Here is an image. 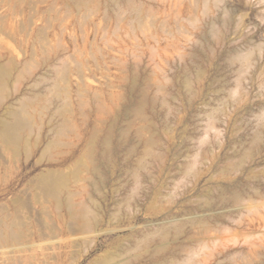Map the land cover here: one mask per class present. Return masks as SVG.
<instances>
[{
  "label": "rangeland",
  "instance_id": "1",
  "mask_svg": "<svg viewBox=\"0 0 264 264\" xmlns=\"http://www.w3.org/2000/svg\"><path fill=\"white\" fill-rule=\"evenodd\" d=\"M0 264H264V0H0Z\"/></svg>",
  "mask_w": 264,
  "mask_h": 264
},
{
  "label": "bare ground",
  "instance_id": "2",
  "mask_svg": "<svg viewBox=\"0 0 264 264\" xmlns=\"http://www.w3.org/2000/svg\"><path fill=\"white\" fill-rule=\"evenodd\" d=\"M8 112H9V111H8ZM11 112H12V111H11ZM12 113H14V112H12ZM23 113H24V112H23ZM10 115H11V114H10ZM13 116H14V114H13ZM18 116H19V115H18ZM22 116H23V114H22ZM15 118H16V117H15ZM19 118H20V117H19ZM19 118H18V119H19ZM18 119H16V121H17ZM1 120H3V122L8 121V120H6V119H5V121H4V119H1ZM18 121H19V120H18ZM8 122H9V121H8ZM13 122H14V121H13ZM47 122H48V121H47ZM1 123H2V122H1ZM17 123H18V122H17ZM17 123H16V124H17ZM2 124H3V123H2ZM5 124H6V123H5ZM10 124H11V123H10ZM16 124H15V125H16ZM6 125H8V124H6ZM15 125H14V126H15ZM4 126H5V125H4ZM8 126H9V125H8ZM11 126H12V125H11ZM11 126H10V127H11ZM12 127H13V126H12ZM12 127H11V128H12ZM4 128H5V127H4ZM7 128H8V127H7ZM9 130H10V128H9ZM93 132H94V131H93ZM94 133H95V132H94ZM38 134H39V132H38ZM38 134H37V137H38ZM91 134H92V132H91ZM108 134H109V133H108ZM93 135H94V134H93ZM93 135H91V136H93ZM96 135H97V134H96ZM109 135H110V134H109ZM107 136H108V135H107ZM37 137H36V138H37ZM93 137H94V136H93ZM108 138H109V137H108ZM91 139H93V138H91ZM94 139H95V138H94ZM104 139H105V137H104ZM36 141H37V140H36ZM103 141H104V140H103ZM49 142H50V140H49ZM53 142H54V141H53ZM145 142H146V141H145ZM149 142H150V141H149ZM25 143H26V142H25ZM50 143H51V142H50ZM57 143H60V142H57ZM47 144H48V143H47ZM60 144H61V143H60ZM62 144H63V143H62ZM87 144H88V143H87ZM93 144H94V143H93ZM101 144H102V143H101ZM107 144H109V143L107 142ZM148 144H149V143H148ZM25 145H26V144H25ZM25 145H24V146H25ZM28 145H29V143H28ZM45 145H46V144H45ZM48 145H50V144H48ZM48 145H46V146H48ZM89 145L92 146V143L89 144ZM105 145H106V143H105ZM145 145H146V144H145ZM67 146H68V145H67ZM107 146H108V145H107ZM88 147H89V146H88ZM108 147H109V146H108ZM91 148H92V147H91ZM91 148H89V149H91ZM147 148H148V146H147ZM92 149H93V148H92ZM92 149H91V150H92ZM104 149H105V148H104ZM26 150H27V149H26ZM29 150H30V149H29ZM91 150H89V152H90ZM109 150H110V149H109ZM145 150H147V149H145ZM148 150H149V151H146V154L150 152V149H148ZM42 151H44V149H43ZM89 152H86L85 155H91ZM103 152H104V151H103ZM108 152H109V151H108ZM25 153H26V152H25ZM27 153H29V151H28ZM44 153H45V152H44ZM87 153H89V154H87ZM91 153H92V152H91ZM29 154H30V153H29ZM92 154H93V153H92ZM27 156H29V155H26V157H27ZM143 156H144V155H143ZM90 158H91V157H90ZM40 159H42V157H40ZM108 159H109V158H108ZM38 160H39V159H38ZM91 161H92V160H91ZM91 161H90V162H91ZM107 161H108V160H107ZM39 162H40V161H39ZM76 164H77V163H76ZM76 164H75V165H76ZM79 164H80V163H79ZM92 164H93V162H92ZM141 164H142V163H141ZM144 164L146 165V163H143L142 165H144ZM83 165L85 166V164H82V166H83ZM111 165H112V164H111ZM139 165H140V163H139ZM145 165H144V168H145ZM85 167H86V169H87V166H85ZM78 168H79V166H78ZM94 168H95V167H94ZM56 170H58V169H56ZM93 170H94V169H93ZM93 170H92V171H93ZM54 171H55V170H54ZM74 171H75V170H74ZM76 171H77V170H76ZM97 171H98V170H97ZM50 172H51V169H50ZM42 173H43V172H42ZM54 173H55V172H54ZM73 173H75V172H72V174H73ZM76 173H77V172H76ZM98 173H99V172H98ZM43 174L46 176L45 173H43ZM47 174H49V173H47ZM56 174H57V172H56ZM61 174H63V172H62ZM66 174H68V173L66 172L65 175L63 174V176H66ZM51 175H52V174H51ZM54 175H55V174H54ZM57 175H58V174H57ZM59 175H60V174H59ZM73 175H75V174H73ZM97 175H98V174H97ZM47 176H50V175H47ZM76 176H77V175H76ZM50 177H51V176H50ZM59 177H62V175H60ZM66 177H67V176H66ZM89 177H90V176H89ZM101 177H102V176H101ZM52 178H53V175H52ZM52 178H49V179H52ZM54 178H56V177L54 176ZM73 178L76 179L74 176H73ZM57 179H58V177H57ZM62 179H63V177H62ZM62 179H61V178L58 179L59 181L56 180V183H57V181L60 182V180H62ZM66 179H67V178H66ZM66 179H64V180H62V181H66ZM77 179H79V178H77ZM77 179H76V180H77ZM88 179H91V178H88ZM76 180H74V181H76ZM92 180H94V179H92ZM137 180H138V179H137ZM135 181H136V180H135ZM52 182H53V181H52ZM66 182H67V181H66ZM56 183L53 182L52 185H54V184L56 185ZM63 183H65V182H63ZM63 183H62V185H61L62 187L64 186ZM75 183H76V182H75ZM94 183H95V182H94ZM138 183H139V182H138ZM57 184H58V186L56 185L55 187H59V186H60L59 183H57ZM92 184H93V183H92ZM50 185H51V184H50ZM52 185H51V186H52ZM65 185H66V183H65ZM81 186H82V185H81ZM139 186H140V185H139ZM95 187H97V186H95ZM134 187H135V186H134ZM136 187H137V186H136ZM136 187H135V188H136ZM53 188H54V187H53ZM58 189H59V188H58ZM59 190H60V189H59ZM96 190H97V189H96ZM67 191H68V190H67ZM83 191H84V190H83ZM54 192H55V191H54ZM60 192H61V191H60ZM86 192H87V191H86ZM55 193H56V192H55ZM87 193H88V192H87ZM100 193H101V192H100ZM58 194H59V192H58ZM70 194L73 195L74 192H73V193L71 192ZM76 194H77V193H76ZM78 194H79V192H78ZM55 195H56V194H55ZM71 195H70V196H71ZM56 196H59V195H56ZM68 196H69V194H68ZM68 196H67V197H68ZM87 196H89V195H87ZM89 198H90V196H89ZM55 199H56V197H55ZM67 200H70V198L67 199ZM67 200H66V201H67ZM90 200H92V199H90ZM56 201H57V200H56ZM93 201H94V199H93ZM93 201H92V202H93ZM59 202H60V201H59ZM59 202L57 201L58 204H59ZM80 202L82 203L81 205H84V204H85V203L82 202V201H80ZM95 202H96V201H95ZM58 204H57V205H58ZM70 204H71V203H70ZM70 204H69V205H70ZM57 205H56V208L58 207ZM73 205H75V204L73 203ZM59 207H60V205H59ZM68 207H70V206H68ZM81 207H82V206H81ZM84 207H88V206H87V205H86V206L84 205ZM88 208H89V207H88ZM69 209H70V208H69ZM82 209H84V208L82 207ZM83 211H84V210H83ZM85 212H86V210H85ZM71 217H72V215H71ZM74 217H75V216H74ZM80 218H81V217H80ZM82 218H83V216H82ZM93 218H94V217H93ZM72 219H73V218H72ZM84 219H85V218H84ZM86 219H88V218H86ZM86 219H85V220H86ZM88 221H90V220H88ZM88 221H87V222H88ZM71 222H72V221H71ZM72 223H73V222H72Z\"/></svg>",
  "mask_w": 264,
  "mask_h": 264
}]
</instances>
